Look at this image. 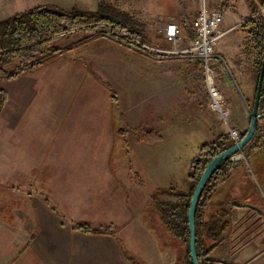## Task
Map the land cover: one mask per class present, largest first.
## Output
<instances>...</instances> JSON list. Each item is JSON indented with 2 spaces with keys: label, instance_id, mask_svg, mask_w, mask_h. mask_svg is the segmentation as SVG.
<instances>
[{
  "label": "crops",
  "instance_id": "obj_1",
  "mask_svg": "<svg viewBox=\"0 0 264 264\" xmlns=\"http://www.w3.org/2000/svg\"><path fill=\"white\" fill-rule=\"evenodd\" d=\"M151 1V8L144 4L142 32L145 39L147 35L149 39L159 40L157 34L162 37L167 18L174 17L180 26V43H191L196 4L191 0ZM38 2L0 0V14L3 10L15 14L38 6ZM206 8L222 11L220 29L224 31L209 60L218 75L216 84L224 99L227 119L220 133L213 135L215 140L227 132V125L246 132L254 112L264 111L261 109L264 101L260 95L255 108L258 48L247 26L243 25L246 19L254 20L258 15H252L250 0H206ZM258 13L264 19V7H260ZM100 36L105 35L84 34L72 47L40 67L39 73L27 72L32 79L31 88L46 82L54 90L52 96L58 97L54 115L49 120L57 139L37 150L42 153L41 157L32 156L31 164L28 158L23 162L21 155L11 151L19 147L20 136L16 132H0V152L5 151L4 161L16 168L1 166L0 162L1 168L6 170L0 176V264H130L127 256L143 264H171L168 250L160 242V233H156L160 232V221L150 204V195L158 188L170 186L186 190L192 160L199 156L203 144L213 140L193 142L190 132H162L160 128L166 131L168 127L160 124L158 130L142 129L153 130L157 138L152 141L138 138L148 149L139 171L134 170L132 161H126L125 155L122 157L124 146L131 147L126 139L123 147H117L119 154L113 156L112 138L118 119L113 111L120 102L119 88L109 87L112 106L106 113L109 104L102 95L103 85L95 81L92 73L95 69L85 57L91 55L84 54L79 61L77 59L79 63L65 59L71 58L66 55L67 51L83 50ZM163 42L164 48H159L170 50L171 42L165 39ZM135 50L146 57L144 52ZM174 53L177 55L160 56L158 65L144 67L143 73L148 79L155 77L158 81H146L142 96L156 100L160 121H201L196 126L203 129L209 117L219 116L210 109L205 83L199 81L202 60L193 54ZM172 57L190 63L195 61L198 65L176 66L171 62ZM263 86L264 77L261 89ZM73 88L78 90L76 97H71ZM4 89L9 103L8 91ZM110 89L115 93V101L110 98ZM5 104L0 117L6 125L17 121L20 109L18 112ZM257 125L264 128V118L259 119ZM258 133L256 130L255 134ZM71 139H77L76 143H71ZM61 140H65V144H59ZM150 149L155 151L150 152ZM8 156L9 161H6ZM22 163L30 168H22ZM19 168V180L17 173L14 177L9 175L10 170ZM144 178L148 179L149 188ZM235 204L230 207L226 239L213 254L232 264H264V210ZM148 215L152 222L147 219ZM76 223L106 232H83L73 228ZM163 235L166 236L164 227Z\"/></svg>",
  "mask_w": 264,
  "mask_h": 264
},
{
  "label": "rangeland",
  "instance_id": "obj_2",
  "mask_svg": "<svg viewBox=\"0 0 264 264\" xmlns=\"http://www.w3.org/2000/svg\"><path fill=\"white\" fill-rule=\"evenodd\" d=\"M99 2L102 4H110L113 7L129 12L140 22L142 30L145 19L144 4L145 6L147 4L149 8L153 7V2H149V0H39L38 5L50 3L49 5L64 10L78 8L81 10L93 11L99 6ZM11 13L12 12L10 10H3L0 14V19L2 20L13 15ZM90 33H96V30L86 33L74 32L67 36H61L54 42V45L67 49V47H72L70 46L71 44L73 45L78 42V38H80V36ZM157 37L159 40H153L149 39L146 35L147 40L144 42L153 48H164V46L161 45L164 44L163 37L158 34ZM72 39L74 40L70 41ZM117 42V40L108 36H100L94 41L91 40L86 47H83V50L75 48L73 51H67L66 55L71 58H65L67 60L73 59L74 62H78L84 54L91 55H87L85 57L91 61L89 64L91 65L92 63L93 68L95 69V72H92L94 74L93 77L95 78V81L103 85L102 95L109 104L106 105V113H108V109L112 106L108 97L109 87L113 86L115 89L119 88L120 102L116 106L115 111H113L115 117L119 119H117L116 126L114 127L115 134H113L112 138V145H114V151L112 153L113 156H117L119 154L120 151L118 152L119 148L117 147H123L126 139L131 147L128 145L124 146L125 150L123 151H125V153L122 157L125 155L126 161H132L135 165L134 170L139 171V164L140 166L142 165L141 161H143V154L144 152H148L146 145L138 140L139 136L144 133L142 129L145 127H152L153 129L158 130V126L160 124L163 126L167 124V130L164 131V129L160 128V131L179 133L190 132L192 134V138L194 136L193 142L198 140L200 141L202 139H208V141H211L213 140V135L220 133L221 125H226L227 119L222 120L220 118L215 119L209 117V121H207V125L203 129L196 126L197 124H201V121L196 122L186 120L177 123L174 121H160L157 117V110L155 109L157 108V103L155 104L156 100H154L153 97L147 98L142 96V88L145 86V82L149 80L143 73L144 67H147L148 64L152 67L158 65V59H162V57L166 58L168 55H177L176 53L173 52L163 54L162 52L156 53L150 50V52H144L146 54V57H144L137 53L134 47ZM94 44H96L97 47ZM172 48L173 46H171V49ZM64 52L65 51L62 53ZM171 62L176 66L192 65L194 67L198 65L195 61H192L191 63L185 62L183 59L178 57H172ZM39 69L40 67H34L28 73H39L41 70ZM199 70V81L203 82V72L201 68H199ZM28 73H24L20 77L2 79L0 81V84L7 89L10 97L9 103L7 101L5 104L7 108L13 106L14 109L18 110V112L20 109V115L15 122L12 121L5 125L1 120L3 117H0V132H16L20 136L19 147L16 146V148L11 151L21 155L23 162L27 158L30 159L31 164L32 156H42V153L37 152L39 148H45L50 142L57 139V132H52V129L50 128L51 121L49 120L50 118L52 119L51 116L54 115V111L58 104V97L56 94L55 97L52 96V91L54 90L50 89L51 86L48 87L46 82H44L45 85L37 84L38 87L31 88L30 83L32 79H30V75ZM42 74L44 75V73ZM150 80L151 82L154 80V83L158 81L155 77L150 78ZM16 82L17 85H15ZM132 84H134L135 87L132 86ZM81 87L82 86H80V88ZM75 89L76 88H73L71 90V97L77 96L78 90ZM149 99L150 103L148 104ZM74 141L76 143L77 139H74ZM74 141L71 139V143ZM65 142V140H61L59 144H65ZM153 144L155 145L157 143ZM147 146H149V144H147ZM151 151L153 152L155 150L150 149V152ZM201 155L202 153L200 152L198 157ZM4 156L5 151L0 152V162H2L1 166L6 165L15 168L12 163H6L4 161ZM9 157L10 156L6 158V161H9ZM241 160L243 161L240 162L241 164L238 165L231 176L219 186V189L215 192L213 200H230L234 203L246 204L256 208L260 207L259 209H261L264 206V145L251 151H245L244 159L242 158ZM22 165V168H30L27 167L28 164L26 163H22ZM1 166L0 176H3L6 170L1 168ZM10 172L11 173L9 175L13 177L15 176L14 174L17 173V180L21 177L19 176L20 168L15 171L10 170ZM144 179L146 181V188H149L150 183L148 182V179ZM18 184L19 182H17L16 185ZM146 217L150 222L153 221L150 215ZM159 228L160 232L156 233H160V242L168 250V256L169 258L171 257V264H173L174 259H176L179 255L182 247L176 239L167 233V231L166 236L163 235V225L160 223ZM258 260L262 261L263 259H257L256 261Z\"/></svg>",
  "mask_w": 264,
  "mask_h": 264
},
{
  "label": "trees",
  "instance_id": "obj_3",
  "mask_svg": "<svg viewBox=\"0 0 264 264\" xmlns=\"http://www.w3.org/2000/svg\"><path fill=\"white\" fill-rule=\"evenodd\" d=\"M250 5L252 15H258L254 20L246 19L243 25L247 26L251 40L258 48L256 65L258 81L264 53V19L258 12L260 7H264V0H250ZM92 30L144 52L141 45L136 42L146 41L141 24L125 10L101 2L93 11L78 8L64 10L51 5H38L0 20V81L18 77L34 67H43L59 56L66 48L55 46L54 42L61 36ZM110 98L112 101L116 100L112 89ZM6 100V90L0 84V111ZM261 101H264V86L261 89ZM261 109L264 110V104L261 105ZM143 132L139 136L140 140L152 141L157 138L156 132L151 129H145ZM244 135L245 132H242V137ZM263 136L261 133L254 134L243 147L242 154L245 156V151L264 145ZM233 144L234 141L228 132L203 144L200 150L201 153L204 151V154L191 162L189 185L186 190L170 186L158 188L151 193L150 204L156 210L160 224L182 247L173 264H193L189 249L188 221L192 194L209 161ZM239 161L243 160L228 158L208 178L199 195L194 211L195 252L199 264H232L216 258L213 251L226 239L230 229V207L236 204L230 200L214 201L213 197L218 187L236 170ZM262 209L264 210V206ZM73 228L83 232H106L103 229H92L84 223H76ZM127 259L130 264H143L129 256Z\"/></svg>",
  "mask_w": 264,
  "mask_h": 264
},
{
  "label": "built area",
  "instance_id": "obj_4",
  "mask_svg": "<svg viewBox=\"0 0 264 264\" xmlns=\"http://www.w3.org/2000/svg\"><path fill=\"white\" fill-rule=\"evenodd\" d=\"M191 2L197 6V13L192 21L193 40L191 43H180V26L174 17L167 18L164 30L162 31L163 39L170 41L173 46L171 50L153 48L146 43H141L139 40H136V42L141 45L144 52L152 50L156 53L177 52L198 56L202 60L203 78L209 95V107L217 112L220 119L226 120L224 99L216 84L218 75L209 63L214 47L224 33L220 29L222 11L219 9L209 11L206 8V0H191ZM256 130L264 135V128L262 126L257 125ZM227 132L234 143L238 142L242 137V132L236 127L228 125ZM202 154H204V151ZM232 158V160H241L244 158V155L240 152Z\"/></svg>",
  "mask_w": 264,
  "mask_h": 264
},
{
  "label": "water",
  "instance_id": "obj_5",
  "mask_svg": "<svg viewBox=\"0 0 264 264\" xmlns=\"http://www.w3.org/2000/svg\"><path fill=\"white\" fill-rule=\"evenodd\" d=\"M264 77V53H263V61L261 65V70L259 74L258 79V86L255 96V108H257L260 95H261V86L263 82ZM228 82L230 83L229 77H227ZM256 110V109H255ZM257 111V110H256ZM256 111L254 112L253 117L251 118L250 125L248 130L245 132L244 137H242L238 142L234 143L232 146L227 148L226 150L220 152L216 156H214L209 163L204 168L195 188L192 194L190 206H189V212H188V221H189V230H190V242H189V249H190V255L191 259L193 261V264H199V261L196 256L195 252V220H194V211L195 207L199 198V195L201 193V190L205 183L207 182L208 178L214 173L216 169H218L228 158L231 160L232 157L242 152L243 147L250 141V139L254 136L258 120L261 118H264V111L261 114H256ZM263 142H264V136H263ZM244 159V158H243ZM238 205H245L246 204H238ZM252 207V206H250ZM256 208V207H253Z\"/></svg>",
  "mask_w": 264,
  "mask_h": 264
}]
</instances>
